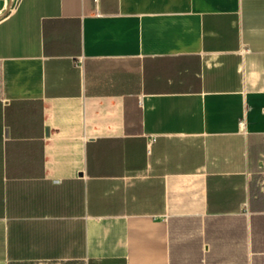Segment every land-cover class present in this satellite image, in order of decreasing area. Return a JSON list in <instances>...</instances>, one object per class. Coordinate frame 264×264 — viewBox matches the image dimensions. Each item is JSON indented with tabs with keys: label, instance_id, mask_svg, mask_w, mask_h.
Masks as SVG:
<instances>
[{
	"label": "crops",
	"instance_id": "0c3cea01",
	"mask_svg": "<svg viewBox=\"0 0 264 264\" xmlns=\"http://www.w3.org/2000/svg\"><path fill=\"white\" fill-rule=\"evenodd\" d=\"M264 0H0V264H264Z\"/></svg>",
	"mask_w": 264,
	"mask_h": 264
},
{
	"label": "built area",
	"instance_id": "2783aa9c",
	"mask_svg": "<svg viewBox=\"0 0 264 264\" xmlns=\"http://www.w3.org/2000/svg\"><path fill=\"white\" fill-rule=\"evenodd\" d=\"M263 114H264V111H263Z\"/></svg>",
	"mask_w": 264,
	"mask_h": 264
}]
</instances>
